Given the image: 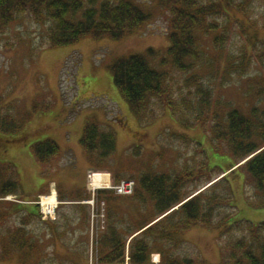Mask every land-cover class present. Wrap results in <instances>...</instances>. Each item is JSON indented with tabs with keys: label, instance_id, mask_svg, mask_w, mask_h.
<instances>
[{
	"label": "rangeland",
	"instance_id": "1",
	"mask_svg": "<svg viewBox=\"0 0 264 264\" xmlns=\"http://www.w3.org/2000/svg\"><path fill=\"white\" fill-rule=\"evenodd\" d=\"M135 1L152 17L119 39L84 36L72 44L53 46L46 42V20H37L29 12L16 16L0 32V114H10L20 127L18 130H0V190L5 181L19 185L17 191L0 195V264H76L74 256L59 252L62 247L56 246L48 230V237L44 238L39 235L35 238L38 233L30 231L27 253L25 248L17 249L9 233L17 232V224L24 226L25 209L18 204L36 205L33 202L39 195L50 193L56 186L59 189L64 185L70 187L71 183L74 186L69 194L75 195L81 190L85 170L90 164V170L110 174L112 180L117 174L137 180L141 171L170 173L188 166L191 171L195 169L196 176L204 161L209 162L210 167L216 165L218 168L230 161L225 144L214 140L210 121L203 127L180 125L167 106L156 103L155 119L141 124L113 83L110 64L114 59L153 48L158 50V55L151 59L152 64L169 72L173 100L178 101L181 92L194 89L184 83L192 72L175 69L166 52L169 12L157 0ZM240 1L248 2L244 5L245 12L240 10L235 14L238 20L230 17L223 47L213 44V32H198V40L209 58L205 61L211 62L197 72L213 88L212 110L222 116L230 107L248 113L264 89V44L260 41L254 43L253 48L247 47V33L243 29L252 24L253 31V26L257 25L261 31L259 36H264V0H229L231 8L240 9L237 6ZM212 17L219 25L223 24V16ZM250 20L252 23L244 22ZM240 45H244L246 56L252 51L249 68L240 75L238 71H231L222 80L227 53L237 55ZM217 68L219 71L214 72ZM89 120L97 122L100 129L112 130L115 134V151L105 159L89 156L80 143L83 127ZM46 138L55 140L60 148L56 156L41 164L30 145ZM234 174L229 180L235 207L224 203L217 205L216 210L221 213H215V221L224 211H234L228 218L230 221L264 219V208H252L245 202V195L254 197V191L248 185L243 189V180L237 181L242 176L238 172ZM86 176L90 182V171ZM203 178L189 182L185 189L203 183ZM47 184L52 187L36 195L35 192ZM7 188L12 186L5 190ZM112 203L113 206L106 207L105 211L107 225L111 222L126 229L127 225L142 222H135V217L139 220L155 215L153 201L147 194L141 199L135 196L113 198ZM233 231L234 236L239 235L237 230ZM179 238L181 243L171 247L175 248L173 252L177 256L202 259L211 264H221L222 245L230 239L229 235L225 239L219 238L216 229L198 224L184 231ZM154 245L155 251L163 246L161 243ZM166 248L170 251V247ZM88 256L89 252L85 254L87 260ZM95 256L93 250L94 261Z\"/></svg>",
	"mask_w": 264,
	"mask_h": 264
},
{
	"label": "trees",
	"instance_id": "2",
	"mask_svg": "<svg viewBox=\"0 0 264 264\" xmlns=\"http://www.w3.org/2000/svg\"><path fill=\"white\" fill-rule=\"evenodd\" d=\"M157 1L169 12L167 55L175 69L192 72L184 79V83L194 89L181 92L180 99L173 100L168 81L169 72L152 64L151 59L158 55V50L153 48L114 59L110 64L113 83L141 124L155 119L156 103L167 106L171 116L180 125L184 123V126L203 127L210 121L213 138L225 144L230 161L221 168L216 165L210 167L209 162L204 161L196 176L195 169L191 171L188 166L170 173L141 171L136 176V187L132 196L141 199L147 194L153 201L155 215L152 221L137 229L141 231L132 237L129 244V262L149 264L148 255L152 245L161 243V264H211L202 259L179 257L173 252L175 248H171L181 243L179 237L185 230L198 224L216 229L219 238L225 239L229 235L230 239L222 245L224 254L221 264H264V219L254 222L237 218L230 221L228 218L234 211H224L215 221V213H221V210H216L217 205L224 203L228 207H235L230 183V177L235 172L242 176L237 181L239 183L243 180V189L248 185L254 191V197L245 195L247 205L264 208V89L260 99L251 106L248 113L238 107H230L222 116L212 110L213 88L197 72L203 65L211 62L205 61L209 58L198 40V32H213V44L223 47L230 17L234 16L238 20L235 14L240 10L245 12L244 5L248 2L245 4L240 1L237 4L240 9H232L229 0ZM26 12L37 20H46V42L53 46L72 44L84 36L119 39L152 17L135 0H0V32L16 16ZM216 15L223 16L222 25L214 21L212 16ZM244 22L248 24L252 20ZM253 28L252 31V24L247 29L243 28L247 33V47L252 48L256 42L261 41L264 44V36H259L260 29L257 25ZM251 52L246 56L244 45H240L237 55L227 53L225 75H221V79L231 71H238L240 75L249 68ZM216 71L219 68L214 72ZM18 128V123L10 114H0V130ZM115 140L112 130L100 129L99 124L93 120L87 121L80 137V143L90 156L98 159H105L115 151ZM30 147L41 164L56 156L60 148L51 138L35 141ZM93 153H96L95 156ZM220 175L222 176L218 178ZM123 176L117 174L115 180ZM202 177L204 182L199 183L200 186L197 184L189 190L185 189L186 184L196 182ZM7 186L12 188L5 190ZM2 188L0 195L5 196L17 191L19 185L17 187L14 181H5ZM135 228L138 227L127 225L123 229L109 222L107 233L100 239V243L108 246V250L98 252V263L124 264L126 237L133 230L137 232ZM233 230H237L239 235L234 236ZM24 236L25 229L21 225L11 237V242L18 250L23 249ZM163 247H170V251Z\"/></svg>",
	"mask_w": 264,
	"mask_h": 264
},
{
	"label": "crops",
	"instance_id": "3",
	"mask_svg": "<svg viewBox=\"0 0 264 264\" xmlns=\"http://www.w3.org/2000/svg\"><path fill=\"white\" fill-rule=\"evenodd\" d=\"M90 167L91 164H90ZM87 167L84 174V180L81 184V190L77 192L75 195H70L71 188H73L74 184L71 183L70 187L64 185L63 189H59L56 186L57 197L60 201V204L57 209V215L55 220H41L38 213V208L36 205L31 204H18L20 208L25 209L24 213V229H25V244L23 248H25V252L27 253V246L29 247L28 238L30 237V231L37 232L41 238L48 237L46 236V230L51 233L53 238V242L56 244L58 248L62 247L59 252L63 254H69L74 256L76 264H88V260L85 257V254L89 252L90 243H91V221H90V205L87 203V200L91 198V192L86 184V171L90 168ZM50 186V185H49ZM48 184L45 185L41 191L35 192L36 195L47 192L49 190ZM33 194V193H32ZM120 196H116L111 191L101 190L98 192V198H104L106 200L107 206H113L112 198H119ZM126 198V197H122ZM133 206H136L133 205ZM154 215L146 218L139 219L135 217L134 221H142L140 224L134 225L136 231L145 223H149L152 221ZM144 220V221H143ZM26 224V225H25ZM39 224V225H38ZM17 226H21L18 225ZM42 227V228H41ZM143 229V228H142ZM15 232V231H14ZM138 232V231H137ZM136 232V233H137ZM107 233V229L103 232L99 231L98 238L100 239ZM134 233V234H133ZM14 234V233H13ZM12 231L9 233V237H13ZM135 235V230H133L127 237V244L129 240ZM2 236V235H0ZM74 247V248H72ZM76 247H81L82 249H75ZM97 251L100 250H108V246L102 245L100 242L97 243ZM30 248V247H29ZM155 252V245L150 249L148 255V262L151 261L150 253ZM124 264H131L128 260H125Z\"/></svg>",
	"mask_w": 264,
	"mask_h": 264
},
{
	"label": "built area",
	"instance_id": "4",
	"mask_svg": "<svg viewBox=\"0 0 264 264\" xmlns=\"http://www.w3.org/2000/svg\"><path fill=\"white\" fill-rule=\"evenodd\" d=\"M118 194H130L134 189V181L131 179H121L114 185L110 186ZM41 213L44 218L54 217L56 201L46 196H42L39 200Z\"/></svg>",
	"mask_w": 264,
	"mask_h": 264
},
{
	"label": "bare ground",
	"instance_id": "5",
	"mask_svg": "<svg viewBox=\"0 0 264 264\" xmlns=\"http://www.w3.org/2000/svg\"><path fill=\"white\" fill-rule=\"evenodd\" d=\"M90 184H92L94 187H103L107 186L109 182V175L104 172L96 171V172H90Z\"/></svg>",
	"mask_w": 264,
	"mask_h": 264
}]
</instances>
